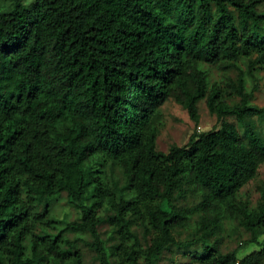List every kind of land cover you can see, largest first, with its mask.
I'll use <instances>...</instances> for the list:
<instances>
[{
  "label": "trees",
  "instance_id": "16d2710c",
  "mask_svg": "<svg viewBox=\"0 0 264 264\" xmlns=\"http://www.w3.org/2000/svg\"><path fill=\"white\" fill-rule=\"evenodd\" d=\"M12 1L0 9V264H82L74 247L85 232L101 264H157L171 245H188L175 232L196 211L201 263L264 264V240L238 260L211 239L225 218L250 232L244 245L264 236V181L255 205L242 192L264 163L251 118L264 106L251 101L242 68L224 84L203 66L227 71L253 54L248 73L264 66V0ZM225 86L239 102L225 100ZM170 97L195 123L205 99L221 126L158 149L159 107ZM106 162L121 167L122 184ZM62 192L80 219L49 218ZM190 192L198 204L178 208ZM105 207L118 236L110 250L98 229Z\"/></svg>",
  "mask_w": 264,
  "mask_h": 264
},
{
  "label": "rangeland",
  "instance_id": "374dc122",
  "mask_svg": "<svg viewBox=\"0 0 264 264\" xmlns=\"http://www.w3.org/2000/svg\"><path fill=\"white\" fill-rule=\"evenodd\" d=\"M28 6H32L34 0H23ZM13 6L12 0H1L0 9L7 11ZM264 9V4L259 6ZM256 54L250 58H240L237 60L239 67L230 68L227 71L222 70L218 65L204 63L203 66L209 70L211 81H223L225 84L228 79L236 80L239 73V68L245 72L246 88L252 92L251 101L259 106H264V66L256 69L254 75L248 73L249 60L253 59ZM46 62L48 69L53 70L54 54L51 49L47 50ZM224 98L229 103H236L240 101V96L237 95L232 88L225 86ZM160 114L157 120L158 134H157V148L163 151H168L172 144L185 145L188 143L190 136L193 133L207 132L217 129L221 126V119H218L215 114H212L206 104V100L202 99L198 102L199 122L195 123L188 114V111L178 103L174 97L168 98L159 107ZM257 131L264 136V117H251ZM223 120L234 122L243 133V129L239 126L234 115H227ZM104 168L109 174L121 184L123 183V174L119 165H113L110 162L104 163ZM264 181V163L260 166L256 178L250 180L243 188L242 192L251 199L255 205L260 198V191L258 185ZM201 196L198 193H188L184 198L175 199V204L178 208H192L200 201ZM50 215L49 218L57 221L80 219L81 210L72 206L68 199L67 193L62 192L56 197L49 200ZM111 214L109 208L105 207L100 210V215L103 218L98 229L101 233L106 246L110 250L111 246L118 242V236L112 229L110 223L107 221V216ZM204 213L202 211L194 212L190 219L177 227L175 232L176 239L180 242H188L187 246L171 245L167 248L160 257L157 264H204L201 263L197 252L202 250V243L200 237L203 235V230L200 227L203 221ZM133 230L138 234L141 242L145 245L149 243L152 233H147L144 227L139 223L134 222ZM38 227V231L54 232L55 228ZM71 239L75 238L74 233H67ZM81 236L84 240L77 242L74 250L81 254L82 264H101L96 251L87 244L92 240L90 233L85 232ZM251 238L250 232L241 226L237 221L225 218L221 225L213 228L211 239L219 244L224 254H235L236 258L240 260L246 255L255 250H259L262 246L264 236L260 235L257 242H251L244 245L246 240Z\"/></svg>",
  "mask_w": 264,
  "mask_h": 264
}]
</instances>
